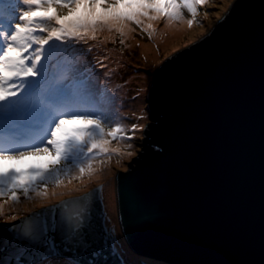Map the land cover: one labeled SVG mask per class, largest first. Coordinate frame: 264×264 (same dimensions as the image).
<instances>
[{
    "label": "water",
    "instance_id": "water-1",
    "mask_svg": "<svg viewBox=\"0 0 264 264\" xmlns=\"http://www.w3.org/2000/svg\"><path fill=\"white\" fill-rule=\"evenodd\" d=\"M148 104L141 149L115 182L132 251L162 264H264V0H235L209 33L165 59ZM94 190L92 243H60L55 257L127 264L106 224L103 185L1 222L0 264L53 258L6 229Z\"/></svg>",
    "mask_w": 264,
    "mask_h": 264
},
{
    "label": "snow or ice",
    "instance_id": "snow-or-ice-1",
    "mask_svg": "<svg viewBox=\"0 0 264 264\" xmlns=\"http://www.w3.org/2000/svg\"><path fill=\"white\" fill-rule=\"evenodd\" d=\"M206 2L0 0V200H4L0 216L9 201L20 202L21 193L27 199L32 192L46 197L48 183L61 184L62 177L73 170L79 173L76 178L91 176L95 172L92 162L98 156L119 152L108 147L111 141L126 138L123 126L116 124L106 131L102 111L91 110L97 107L91 76L59 79L50 71L54 67L52 61L60 64L73 41L94 40L95 33L105 28L124 35L129 23L141 24V17L181 21L182 9H187L193 17L187 21L191 27L198 7ZM56 7L74 11L60 16ZM64 71L76 73L78 69L69 62ZM136 127L132 126L133 131ZM45 154L47 160L28 167L7 164ZM98 191L62 201L26 218L25 225L6 231H18L14 240L43 246L52 257L59 254L60 243L90 245L92 201ZM56 234L61 237L60 242L55 239Z\"/></svg>",
    "mask_w": 264,
    "mask_h": 264
},
{
    "label": "rangeland",
    "instance_id": "rangeland-1",
    "mask_svg": "<svg viewBox=\"0 0 264 264\" xmlns=\"http://www.w3.org/2000/svg\"><path fill=\"white\" fill-rule=\"evenodd\" d=\"M234 1L235 0H207L205 4L200 5L197 9V15L193 20L192 26L189 27V25H187L183 31L184 34L171 44L170 49L158 47L156 50L158 56L155 62L151 64H149V61L145 60V57L140 53L139 43L153 41V37L155 36L152 29L148 28L144 22H141L140 25L129 23L126 28L131 29V35L126 33V30L124 31V35H121L115 29L109 31L105 28L95 33L96 38L94 40L86 39V41L71 42L68 45L69 49L83 50L82 53L72 51V58L86 69L87 73H94L99 70L96 74V79L100 80V83L106 75L112 79V82L116 86L121 87L124 85L127 89V94L125 96H120V98L115 100V106H110L108 104L110 111L107 107L108 97L106 95H96L97 102L99 101L102 103L99 109L113 117L111 127H114L116 124L123 126L126 138L119 141H111L109 145H112V147L110 149H119V152L113 153L110 156H98L93 161V163H95L93 166L95 172L91 176L85 174L80 178H76L79 174H69L67 177H62V183L59 185L49 182L46 189V197L37 196L35 192H32L29 194L31 198L27 199L21 193L19 203L13 204L9 201L4 206V215L0 216V223L12 222L46 206V204L51 201L56 203L58 200L64 199L65 196L66 198L77 196L103 184L102 196L108 222L107 225L116 232V236L118 237L117 248L121 255L123 256V254H126L127 250L132 251L125 241L119 227L115 182L117 173L127 169L128 163L138 155L141 148V139L144 137L145 128L150 121L148 98L155 73L158 67L169 56L198 41L209 33L229 12ZM109 2H112V0H109ZM55 11L60 16H65V14H69L71 11H74V9L56 7ZM182 15L189 20L193 19L187 9H182ZM164 20V17L157 20L155 27L157 29L161 28ZM128 35L129 37H127ZM89 48H94L100 53L96 55V57L100 59L96 61L98 64L93 62V53L95 51H90ZM114 57L123 59V62L120 63L116 61L114 63ZM105 86H107V84ZM139 107H141V110H138ZM133 125L137 126L134 131L132 128ZM73 126L74 125H72V127ZM107 129L108 128H105L106 131H108ZM127 137H131V139ZM129 145H131V147H129ZM129 153H131V155H129ZM47 159L48 156L45 154L40 157L28 158L18 163L9 161L7 164L8 166L24 168L34 163H43L44 160ZM40 191H44V189H40ZM56 196L57 200L55 199ZM114 200L115 204L111 205L112 202L114 203ZM2 203H4V200H0V204ZM12 217H15V219H12ZM132 252L136 256H140L134 251ZM53 259H55V264H76L64 258H49L38 264H52ZM148 259L157 264H162V262L155 261L154 259Z\"/></svg>",
    "mask_w": 264,
    "mask_h": 264
},
{
    "label": "bare ground",
    "instance_id": "bare-ground-1",
    "mask_svg": "<svg viewBox=\"0 0 264 264\" xmlns=\"http://www.w3.org/2000/svg\"><path fill=\"white\" fill-rule=\"evenodd\" d=\"M149 15H156L155 13H149ZM165 18V17H164ZM141 22H144V24L146 26H148L149 24L152 25L151 29L153 31V33H155V36L153 37V41H150L148 43H139V47H140V53L141 55H143L145 57V60L149 61L148 63H154L158 53L156 52V50L159 48H164V49H170L171 48V44H173L176 39L180 36H182L184 34V30L187 27L188 23L187 21L189 19L185 18L183 16V20L181 21H172V20H168L167 18H165L164 22L162 23V27L157 29L155 27L157 20L161 19V17L159 19L156 20H149L146 17H141ZM125 32L128 33L129 35H131V29L130 28H125ZM183 32V33H182ZM129 35L127 37H129ZM114 63L116 61L122 63L123 59H120L118 57H114ZM107 82L109 84H107L109 86V88L111 89V91L113 93H115V96H112L111 98L113 99H109V105L111 106H115V100L125 96L127 94V89L125 88L124 85H122L121 87L116 86L112 81H110L109 78H106ZM129 94V93H128ZM138 110H141V107H139ZM69 127H71V125H69ZM109 148L112 147V145H108ZM45 161V160H44ZM92 165L94 166L95 163L92 162ZM73 173H78L77 170H73L72 172H70L71 175H73ZM113 200V197H112ZM112 204H115V200L114 203L112 202Z\"/></svg>",
    "mask_w": 264,
    "mask_h": 264
},
{
    "label": "trees",
    "instance_id": "trees-1",
    "mask_svg": "<svg viewBox=\"0 0 264 264\" xmlns=\"http://www.w3.org/2000/svg\"><path fill=\"white\" fill-rule=\"evenodd\" d=\"M65 15H68V14H65ZM89 50L90 51H95L93 53V56H94L93 62H96V61L100 60V59H98L96 57V55L100 54L97 50H95L94 48H89ZM72 57H73L72 49H69L66 57L63 60H61L60 64H56V61H52V64L54 65V67L51 68L50 71L55 72L56 75H57V77L59 79H64L65 76H68L71 79L74 76L76 78H84V77L90 75L91 76V81H92V83L94 85V88H95L96 95L97 96H100V95L105 96L106 95L108 97V99H107V107H108V110H109V105H108L109 98H111L112 96H115V93H113L111 91V89L109 88V86L108 85L105 86L106 84H109L107 82V80H106V78H109V77L105 75L104 76V79H103L105 81L102 80V82L100 83V80H97L96 79V74L99 72V70L96 71V72H94V73H92V72L87 73L86 72V69H84L82 66H80V64L78 62H76L75 59H73ZM69 62L72 63L75 66L76 69H78V71L76 73L65 72L64 71L65 64L66 63H69ZM96 64H98V63L96 62ZM100 69H102V68H100ZM109 79H110V81H112L111 78H109ZM101 104L102 103L98 101L97 102V107H95V108H93L91 110L92 111H102V110L99 109V107H100ZM102 113H103L104 117L106 118V126H105V128H108L107 130H109L110 129L109 127H111V125H112L113 117L110 114H108V113H106L104 111H102ZM71 127H72V125H71ZM65 198H66V196H65ZM55 199L57 200V196L55 197ZM62 199H60V200H62ZM60 200H58V201H60ZM53 203L54 202L51 201L50 203H47L46 206L47 205H50V204H53ZM126 252H127L126 254H123V258H124V260H125V262L127 264H150V263H155L154 261L149 260L146 257L136 256L132 251H128L127 250Z\"/></svg>",
    "mask_w": 264,
    "mask_h": 264
},
{
    "label": "clouds",
    "instance_id": "clouds-1",
    "mask_svg": "<svg viewBox=\"0 0 264 264\" xmlns=\"http://www.w3.org/2000/svg\"><path fill=\"white\" fill-rule=\"evenodd\" d=\"M149 105V104H148ZM149 122H151V121H149ZM144 138V137H143ZM142 140V139H141ZM141 149V148H140ZM103 185V184H102ZM85 193V192H84ZM80 195V194H79ZM108 222L106 221V224H107ZM108 226V225H107ZM108 228H110V227H108ZM112 229V228H111ZM53 258H58V257H53ZM65 259V258H64Z\"/></svg>",
    "mask_w": 264,
    "mask_h": 264
}]
</instances>
